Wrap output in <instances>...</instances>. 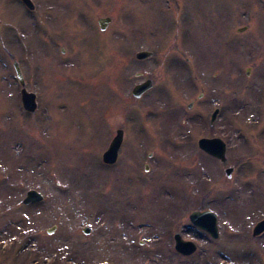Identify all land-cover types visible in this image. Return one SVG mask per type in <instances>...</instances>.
<instances>
[{"label": "rangeland", "instance_id": "obj_1", "mask_svg": "<svg viewBox=\"0 0 264 264\" xmlns=\"http://www.w3.org/2000/svg\"><path fill=\"white\" fill-rule=\"evenodd\" d=\"M33 1L0 0V264H264V0ZM204 209L217 239L190 222Z\"/></svg>", "mask_w": 264, "mask_h": 264}, {"label": "water", "instance_id": "obj_2", "mask_svg": "<svg viewBox=\"0 0 264 264\" xmlns=\"http://www.w3.org/2000/svg\"><path fill=\"white\" fill-rule=\"evenodd\" d=\"M30 9L35 8V4L32 0H22ZM111 21V17H102L99 19L100 28L105 30L108 26V23ZM154 55L153 51L141 50L136 53L138 59H147ZM14 67L17 73V77L20 80L22 87L21 97L23 107L28 112H34L37 109V99L34 92L28 91L25 87V79L21 72L20 65L17 61L14 62ZM153 87V80L148 78L145 81L135 85L133 88V95L137 98H140L144 93L150 90ZM191 106V105H190ZM219 109L217 108L212 115V122L215 120ZM124 140V130L118 129L116 135L112 139L108 149L103 154L104 162L108 164H114L119 155V149ZM199 147L209 153L210 155L222 160L223 162L227 161V144L221 137H202L198 141ZM148 168V167H147ZM233 171L232 167L226 169V173L231 175ZM44 199L42 193L36 189H31L27 192L26 197L23 202L25 204L40 202ZM189 218L191 222L201 228L202 230L211 234L214 238H218L220 235L218 227V216L217 214L210 210H195L190 213ZM90 227H85L84 232L89 233ZM54 229H49L48 233H53ZM264 232V218L260 220L253 229V235L257 236ZM175 239V249L177 252L183 255H191L195 253L198 249L197 244L192 240H186L182 237L181 233H176L174 236Z\"/></svg>", "mask_w": 264, "mask_h": 264}]
</instances>
